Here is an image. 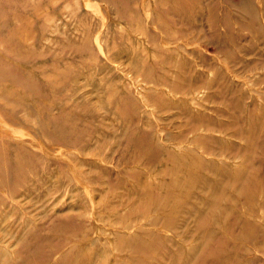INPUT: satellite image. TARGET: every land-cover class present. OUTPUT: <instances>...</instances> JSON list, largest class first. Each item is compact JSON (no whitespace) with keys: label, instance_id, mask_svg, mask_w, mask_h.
Here are the masks:
<instances>
[{"label":"rangeland","instance_id":"1","mask_svg":"<svg viewBox=\"0 0 264 264\" xmlns=\"http://www.w3.org/2000/svg\"><path fill=\"white\" fill-rule=\"evenodd\" d=\"M0 264H264V0H0Z\"/></svg>","mask_w":264,"mask_h":264}]
</instances>
